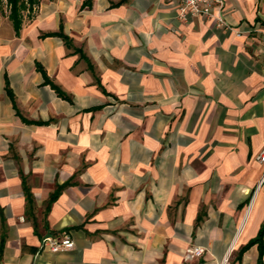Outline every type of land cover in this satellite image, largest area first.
I'll return each instance as SVG.
<instances>
[{"label":"crops","instance_id":"0c3cea01","mask_svg":"<svg viewBox=\"0 0 264 264\" xmlns=\"http://www.w3.org/2000/svg\"><path fill=\"white\" fill-rule=\"evenodd\" d=\"M83 1L0 17V264H258L264 0Z\"/></svg>","mask_w":264,"mask_h":264},{"label":"built area","instance_id":"2783aa9c","mask_svg":"<svg viewBox=\"0 0 264 264\" xmlns=\"http://www.w3.org/2000/svg\"><path fill=\"white\" fill-rule=\"evenodd\" d=\"M223 0H179L178 15L181 18L188 16L213 19L218 26H225L222 15ZM216 9L218 13H216ZM259 162H264V148L256 155ZM40 247L51 253L69 251L74 247L73 239L66 233L47 235L40 241ZM204 249L199 245H192L184 253L185 259H193L203 254Z\"/></svg>","mask_w":264,"mask_h":264},{"label":"trees","instance_id":"16d2710c","mask_svg":"<svg viewBox=\"0 0 264 264\" xmlns=\"http://www.w3.org/2000/svg\"><path fill=\"white\" fill-rule=\"evenodd\" d=\"M39 0H0V17L6 15L8 19L11 21L12 28L14 30V33L17 35L19 33V30L21 29L24 16L30 18L32 16L33 10L35 6L38 4ZM90 3V0H84L82 2V6L88 5ZM48 35H55L62 38L66 46L71 47V39L68 35H66L62 29H60L57 32L53 33H45L41 36H48ZM80 49H74V51H79ZM81 57H84V55L81 54ZM39 70L42 72V75L44 77V82H47L51 85V87L57 92V94L63 98L69 99L64 92H62L53 82L48 79L45 71L42 69L40 65H37ZM6 84V90L9 92L8 89V80L5 79ZM26 198L30 200V195L28 191L24 190ZM58 195V191H55L49 199V203L55 200V198ZM263 236H264V222L260 226V229L257 233V235L250 240L246 246H249L251 244H257L258 245V258L257 262L258 264H262V256L264 253L263 248Z\"/></svg>","mask_w":264,"mask_h":264},{"label":"rangeland","instance_id":"374dc122","mask_svg":"<svg viewBox=\"0 0 264 264\" xmlns=\"http://www.w3.org/2000/svg\"><path fill=\"white\" fill-rule=\"evenodd\" d=\"M24 20H26V16H24ZM216 26L217 25L214 24V28H216ZM217 27H220V26H217ZM222 28L225 29V30H227V31L232 30L231 27H229V26H225V27H222ZM250 32H251V30H248V33H250ZM236 34H240V31L236 30ZM184 259H185V257H184ZM185 260H189V259H185Z\"/></svg>","mask_w":264,"mask_h":264}]
</instances>
